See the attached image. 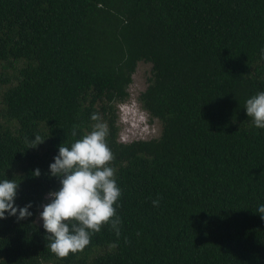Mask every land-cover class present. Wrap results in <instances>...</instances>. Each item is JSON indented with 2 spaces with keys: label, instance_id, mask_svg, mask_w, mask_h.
I'll return each mask as SVG.
<instances>
[{
  "label": "trees",
  "instance_id": "16d2710c",
  "mask_svg": "<svg viewBox=\"0 0 264 264\" xmlns=\"http://www.w3.org/2000/svg\"><path fill=\"white\" fill-rule=\"evenodd\" d=\"M139 63L137 100L161 132L123 143L117 106ZM260 91L264 0H0V180L34 213L0 221V264H264V130L244 110ZM92 113L115 156L119 235L105 225L58 257L36 223L59 187L48 166Z\"/></svg>",
  "mask_w": 264,
  "mask_h": 264
},
{
  "label": "clouds",
  "instance_id": "9594fccd",
  "mask_svg": "<svg viewBox=\"0 0 264 264\" xmlns=\"http://www.w3.org/2000/svg\"><path fill=\"white\" fill-rule=\"evenodd\" d=\"M244 110L251 124L264 130V91L246 99ZM90 119L95 123L92 130L70 145L63 142L47 175L59 181L58 189L49 191L48 202L40 206L39 219L50 241L48 247L58 257H66L89 245L91 236L105 225H110L119 235L120 217L117 208L122 190L117 183L115 156L108 145L109 129L98 113ZM72 136H77L73 126ZM45 140L35 135L30 141L33 147ZM29 148V149H30ZM35 177L40 169L33 171ZM20 184L14 179L0 180V221L15 217L18 221L33 216L32 202L20 206L16 203ZM158 207L160 199L152 200ZM257 214L264 219V204L257 207Z\"/></svg>",
  "mask_w": 264,
  "mask_h": 264
},
{
  "label": "rangeland",
  "instance_id": "374dc122",
  "mask_svg": "<svg viewBox=\"0 0 264 264\" xmlns=\"http://www.w3.org/2000/svg\"><path fill=\"white\" fill-rule=\"evenodd\" d=\"M150 78L151 65L139 63L133 75V82L128 88V100L117 106L119 140L123 143L137 140H151L160 136V123L157 120L150 122L147 113L141 110L137 100L140 93L146 89ZM36 223L42 225L39 215L37 216Z\"/></svg>",
  "mask_w": 264,
  "mask_h": 264
},
{
  "label": "bare ground",
  "instance_id": "6f19581e",
  "mask_svg": "<svg viewBox=\"0 0 264 264\" xmlns=\"http://www.w3.org/2000/svg\"><path fill=\"white\" fill-rule=\"evenodd\" d=\"M126 115H127V113H126ZM132 116V115H131ZM139 121V120H138Z\"/></svg>",
  "mask_w": 264,
  "mask_h": 264
}]
</instances>
